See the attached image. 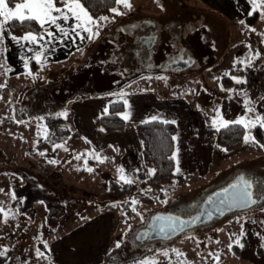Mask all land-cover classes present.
I'll use <instances>...</instances> for the list:
<instances>
[{"label":"rangeland","instance_id":"1","mask_svg":"<svg viewBox=\"0 0 264 264\" xmlns=\"http://www.w3.org/2000/svg\"><path fill=\"white\" fill-rule=\"evenodd\" d=\"M187 1L194 5L197 0ZM236 1L215 0L214 9L204 6L199 11L202 14L197 13L196 21L187 26L191 30L187 29L190 35L186 38V32L174 37L172 30L161 27L150 67L136 64L130 49L140 40L138 29L142 22L151 20L158 26L164 22L162 14L168 10L169 2L160 6L156 0H129L130 9L119 7L123 14L114 15L109 10L95 17L99 20L107 16L108 20L93 29L99 32L89 40L92 43L98 38L94 55L86 63L76 61L67 69L65 63L53 65L59 68L54 71L59 73L54 79L50 73L43 74V68L31 72V76L26 72L10 76L6 63L0 60V209L8 214L6 221L0 214V250L8 249L0 264H167L170 255L163 250L170 247L173 252L184 253L192 264H264V128L245 129L241 125V143L226 150L217 144L218 131L212 126L216 111L233 124L242 118L255 119L260 109L252 104L255 111L247 112V97L237 95L235 89L230 94L221 89L220 78L230 84L229 79L234 81L236 77L229 76L238 72L237 68L213 76L210 71L220 56L228 53L230 43L229 51L235 57L249 52L251 67L264 65V19L260 15L264 0H257L262 6L249 16L247 25L238 20L236 10L234 14L230 12ZM169 21L172 19L165 23ZM234 42L247 43L248 49L241 50L242 45L239 49L237 43L233 47ZM4 51L3 42L0 59ZM140 51L148 49L142 47ZM178 55L191 60L189 68L158 72L161 64L172 63ZM234 84L237 87L238 83ZM217 93L229 97L215 101ZM97 98L106 100L104 103L121 101L120 116L127 112L128 120L160 117L174 123L176 159L171 183L159 189L139 184L141 178L150 176L151 169L142 166L141 142L138 136L135 140L134 134L133 140L96 139L95 147L91 145L86 134L91 133L93 125H88L89 121L82 123V116L97 117L105 109L89 111L83 107H87L85 103L81 108L78 103ZM152 99L157 103H151ZM55 114L65 117V121H53L50 126L51 119L46 117ZM258 132L263 142L256 148ZM246 134L251 137L247 143ZM61 137L66 140L54 142ZM100 144L106 150L100 149ZM123 144L133 160L140 159L141 166L123 172L132 181V188L119 196L111 191L110 183L115 182L117 189L126 184L118 171ZM240 176L253 183L255 204L187 227L188 232L174 241L138 240V231L144 230L154 216L197 219L204 203ZM104 212L107 220L98 219ZM97 227L100 229L94 233ZM201 232L205 234L200 240L195 234ZM206 234L207 239L217 237L215 242L206 244ZM104 241L107 245L102 247ZM157 244L165 248L159 249ZM37 249L44 255L38 256Z\"/></svg>","mask_w":264,"mask_h":264},{"label":"crops","instance_id":"2","mask_svg":"<svg viewBox=\"0 0 264 264\" xmlns=\"http://www.w3.org/2000/svg\"><path fill=\"white\" fill-rule=\"evenodd\" d=\"M157 4L161 6L160 1L156 0ZM59 6V5H58ZM14 7V6H11ZM163 8V7H162ZM161 13V12H160ZM168 16V12H164L162 15L164 16ZM165 16L162 18V20L164 22L160 23L159 26L158 24H156V30H160L161 27H164L165 30H167V28H169L170 30H172V32L175 31H179L180 34L184 35L185 32L186 34L184 35L185 38L188 37V35H190L187 32V29H190L189 27H187V24H179L177 22H170L169 23H165V21L167 19H171L170 16L166 17ZM58 23H61V25L65 28L68 27V25L63 24L62 21H58ZM73 23V21H69V24ZM47 27V26H46ZM49 31H52L54 33V37L55 39H53L50 43H48V37L45 36V40L43 41H39L38 45H31L28 44L26 42L21 41V43L24 45L23 47H21L20 45H18L16 42L12 41L9 37L13 36L10 32H6L5 35V39H4V44H5V51L3 53V58L0 59L2 62L6 63V66L9 69V75H16L22 72H27V71H31L33 73H37L39 70L38 69H45L43 70V74L45 75H49L48 73H50V76L54 79L55 77L59 76V73H55L54 71L59 70V68L53 66L59 63H65L64 69H67L72 63L76 62V63H86V61L89 60L90 55H94L96 48H97V41L95 38L93 40L92 43H89V40H80L78 37L75 36L74 33H70L69 37L65 38L62 35H60L58 32H56L55 28H50L48 29ZM191 30V29H190ZM203 31V30H202ZM184 33V34H183ZM26 33L17 35V38H21L25 35ZM37 35H44V31L42 33H35ZM83 35H87L86 33H82ZM237 42H234V45ZM245 43V42H244ZM231 43L228 45V53L226 55H221L219 60L217 61V63H215V66L210 70L211 74L213 76L214 75H218L221 71L223 70H228L230 68H237V71H233V75L229 76V78L231 77H236L237 79H240L242 81H246L245 83H239L237 84V87H235V80L233 81V79H229L232 80L230 81V84H224L223 81L221 82L220 80L222 79V77L219 80V85L221 86V89H224L225 93L230 94V90L231 89H235V91H237V95H242L243 97H247V99L249 101H251V96L253 97V101L255 103H251L250 106H252V104H257L259 105V113L261 115H264V99H261L262 97H264V65L263 66H255V67H251V65L249 64V60L251 58L249 52L246 54H244L245 51H243L242 53L238 54L237 57H235L236 55L234 53H231L229 51V47H230ZM241 45L243 47H241ZM237 46H239V49L241 47V50H244L243 48L245 47V49H248V45L246 44H240L237 43ZM247 46V47H246ZM31 49V51L29 50ZM40 50L42 51L43 55H42V64H37L35 62V60L33 59L35 51ZM227 51V50H226ZM236 50H233V52H235ZM92 52V54H91ZM28 59L29 63H28V69L26 70L24 67V63L23 60L24 59ZM240 61H243V63H240ZM49 67V68H47ZM240 70V71H239ZM11 71H15L14 73H12ZM54 72V73H52ZM57 72V71H56ZM232 72V70L230 71ZM11 73V74H10ZM52 73V74H51ZM204 76V75H203ZM211 76V78H212ZM226 78H228V76H224ZM199 80V84L203 85V81L201 78L198 79ZM223 83V84H221ZM207 84H205L204 86H206ZM207 91H214V89H205ZM214 100H218V99H222V97H224L225 99H228L229 95L226 96H219L218 93L213 96ZM237 97V96H236ZM106 100L102 99V98H97V99H83L82 101H79L78 103V108L81 106H83V104L85 103L87 105L83 106L84 108H86L87 110L89 109H93V108H98V111H103L106 107H108L109 103L106 102L104 103ZM251 101V102H253ZM151 103H157V101L155 99H152L150 101ZM170 102V101H168ZM123 104V103H122ZM245 105V104H244ZM249 106V105H247ZM72 107H76V106H72ZM91 107V108H90ZM141 107V106H140ZM142 108V107H141ZM74 109V108H71ZM94 110V109H93ZM123 110V108H122ZM90 111V110H89ZM95 111V110H94ZM141 116H143V114L139 113ZM83 120L82 123H85L86 121L88 122V125H90V123H92L93 125V120L96 116H91L89 115V118L87 119L86 116H82ZM156 119L159 120H166L169 121L168 118H158L156 117ZM127 122L135 124V123H141V122H145V120H137V119H130L127 120ZM261 129V128H260ZM94 130L92 128L91 133L90 134H86L87 138L89 139L91 145H93L94 141L96 139H100V140H113L115 141L116 139H132L133 140V134L135 137V140H137V134L134 131V129L130 128V127H125L122 128L120 130H116V131H112L109 134L103 136V137H99L97 135H94ZM262 131L264 132V130L262 129ZM127 134V135H125ZM125 135V136H123ZM99 140V141H100ZM123 140H118L121 141L120 143H122ZM263 140H264V136H263ZM262 137H261V133H260V140L259 144L256 145V148H258L259 146H261L262 142ZM124 148L121 151H119V156H118V160H119V165L121 167V169L124 170V172L130 171L131 169H137L138 166H141V161L142 160V155H141V161L139 160H133L132 159V155L131 153L126 149V144H123ZM94 146V145H93ZM95 147V146H94ZM100 149L102 150H106V146L103 145H99ZM144 166V163H142ZM147 174V172H146ZM144 178V179H143ZM141 178L142 180H145L146 177ZM97 218H102L107 220V216L104 213H102V215H98ZM264 226V225H263ZM106 227V226H105ZM98 229H100L99 227H97V230L94 231V233H96L98 231ZM102 230L104 231V229L102 228ZM263 231V227L261 230V235ZM92 238L93 235H92ZM96 240V239H95ZM97 241V240H96ZM105 244L107 245V242L104 241V244L101 245L102 247L105 246ZM107 247V246H106Z\"/></svg>","mask_w":264,"mask_h":264},{"label":"snow or ice","instance_id":"3","mask_svg":"<svg viewBox=\"0 0 264 264\" xmlns=\"http://www.w3.org/2000/svg\"><path fill=\"white\" fill-rule=\"evenodd\" d=\"M113 2L117 7H110L109 10L114 15L123 14L119 11L120 6H123L126 9L131 8L129 0H113ZM12 3L13 0H0V44H3L4 42V34L6 32H9V28L7 26L13 23H19L21 25L35 23L40 29L44 31V35H37L33 31H28L21 38H17L16 36L9 37L12 41L16 42L18 45L23 47L24 45L21 43V41L31 45H38L39 41L45 40V36L48 37L47 42L50 43L53 39H55L54 33L48 30L50 28H55L56 32H58L65 38L69 37L70 33H74L75 36L78 37L80 40H91L94 36L99 35V32H94L93 29L98 28L100 26V22L108 20L107 16H101L99 17V20L95 19L90 14L89 10L86 8L82 0H16V2L14 3V7H10V4ZM249 3L252 6V10L248 13L249 15L255 13L262 6L260 3L257 2V0H249ZM260 15L261 19H264V12H261ZM70 20L73 21V23L69 24ZM58 21H62L63 24L68 25V27H63L61 23H58ZM241 23L243 24L244 21H241ZM250 31L255 30L250 29ZM82 33H86L87 35H83ZM29 50L31 51V49ZM42 55V51H35L33 59L37 64H42ZM256 56L259 57L260 53H256ZM23 63L25 69L27 70L29 63L28 59L25 58L23 60ZM240 63H243V61H240ZM26 74L29 76L32 75L31 71H27ZM234 80L238 84L246 82L236 78H234ZM261 99H264V97H262ZM251 103L252 102L249 100L245 101L246 105H251ZM125 106L127 107V101H125ZM104 111L105 113H107L108 109L105 108ZM254 111L255 109L253 107H247V112L251 113ZM61 115H66V113H62ZM121 118L127 121L129 119V113L125 112ZM152 119L155 120L156 117H153ZM218 122L219 127H217ZM164 123H170V121H164ZM229 123L230 122L225 121L221 117L219 111H216L215 118L212 120V126L216 129V131H220L221 127L227 128L229 126ZM232 123L243 125L245 129H249L250 127L256 126L264 128V115L257 114L255 116V119H252L250 117L242 118ZM173 139L175 140L176 138L173 137ZM244 139L247 143L251 139V137L246 134ZM55 147L62 146L55 145ZM76 159H80V157L77 156ZM171 159L175 160L176 155L173 154ZM52 163H54V161H52ZM87 170L89 172L92 171L91 168H88ZM118 171L120 172V179L122 181H124L125 183H132L130 179H127L123 175V169H118ZM177 172H179V167H177ZM148 174L150 176L154 175V170H149ZM252 187L253 183L250 180L245 179L243 176L238 177L235 183L229 185L228 188H225L224 191L219 194L225 197V199L221 200V203L227 204L229 207H244L250 204H255L256 200L252 198ZM132 203L135 204L136 201H132ZM0 214L3 215L6 221L8 214L6 212H3V209H0ZM157 219L160 218L157 217ZM180 223L183 224L185 222L181 221ZM160 231L163 232L165 231V229L162 227ZM119 246V243H117V247ZM45 247H47L46 244ZM240 247H243V245L241 244ZM229 248L231 249V245H229ZM7 252V248H3L2 250H0V258H6ZM176 254L177 256L182 255L178 252ZM37 255L43 256L44 253L37 249ZM164 255H167V253H164ZM210 255L213 254L210 253ZM215 259L218 261V254L215 256Z\"/></svg>","mask_w":264,"mask_h":264},{"label":"trees","instance_id":"4","mask_svg":"<svg viewBox=\"0 0 264 264\" xmlns=\"http://www.w3.org/2000/svg\"><path fill=\"white\" fill-rule=\"evenodd\" d=\"M15 2L16 0H13L10 7L14 6ZM82 2L94 18L108 13L110 7L115 5L113 0H82ZM7 27L13 36L27 33L28 31H33L34 33L43 32V30L35 23L24 25L13 23L9 24ZM122 108L123 104L121 101L110 102L107 107V113L104 112L93 120L95 134L102 137L112 131L120 130L125 127L134 129L141 142L143 163L146 167L154 170L155 173L141 181L139 184L141 186H149L151 188L159 189L162 186L171 183L175 167L174 160L171 159L174 154L173 137L176 132L174 123H164L166 120L155 119L132 124L121 118L120 111H122ZM46 118L51 119L50 126L53 125V121H58L60 123H62V120L65 121V117L57 114ZM256 130H258V128H256L255 131ZM242 134L243 128L241 125L235 123L229 124L227 128H220V131H218L216 135V142L224 149L231 150L239 146ZM257 136L258 140H260L259 132ZM64 140H66V138L61 137L54 142L60 143ZM116 185L115 182H111L110 188L112 192H115L119 196L125 195V193H128L132 188L131 183H126L122 189H117ZM262 233L264 235V229Z\"/></svg>","mask_w":264,"mask_h":264},{"label":"flooded vegetation","instance_id":"5","mask_svg":"<svg viewBox=\"0 0 264 264\" xmlns=\"http://www.w3.org/2000/svg\"><path fill=\"white\" fill-rule=\"evenodd\" d=\"M160 4L163 3H168L169 7L168 10L166 12H168V16L171 17L172 22H177L179 24H191L194 23L196 20V14H202L199 11H202L204 8V6L206 8H210V9H214V7L212 6L215 3V0H197L196 3L193 5L192 2H188L187 0H159ZM237 4L232 7L233 11H230L234 14L235 10L237 11V18L239 21H244V25L250 24V21L248 20L249 18V12L252 10V6L249 3V0H237L236 1ZM234 3V2H233ZM198 4H202L203 7H199ZM233 6V5H232ZM163 7V6H162ZM164 9V7H163ZM229 15V14H228ZM168 16H165L168 17ZM200 19V18H199ZM203 22V17H201V22L199 23V25H202ZM160 24V23H159ZM138 36L139 39H145L147 38L148 40H138L137 42V46L135 48H131L130 52H131V58L135 61L136 64L142 66V67H150V62L152 59V54L154 52V46L156 44L157 38H158V30H156V24L153 21H146V22H142L139 26L138 29ZM243 33V32H242ZM180 32L179 31H175L173 32V36L174 37H180ZM151 38H154L155 41L153 44V46L151 48L148 49V51H146L145 53H141L140 49L146 46V43H148L150 41ZM247 44V43H246ZM228 45L227 44V50H228ZM223 56V55H222ZM179 61H191L189 58L184 57L183 55H178L174 58V60L172 61V63H165V64H161L158 70V72H168V70L171 68V64L177 63ZM189 68V67H187ZM186 68V69H187ZM175 71H181L184 69H180V68H173ZM264 208V207H263ZM197 219H194V222L191 226H193L194 224H198L196 223ZM190 226V227H191ZM139 235H138V240H149V241H156L157 239H160L162 237H157V238H151L150 236L152 234H156L157 232L151 229V220L149 222H147V225L145 226L144 230L138 231ZM188 232L187 229H182L181 231L177 232L175 235L173 236H168L162 239L165 240H171L174 241L177 238H181L183 235H185V233ZM205 233L201 232L200 234H195V237L203 238ZM209 236V235H208ZM141 237V238H140ZM212 236L210 239H207V234L205 235V243L206 244H210L211 241L214 243L217 237ZM212 244V243H211ZM158 246H161L160 248L157 246L156 248L159 249H164L165 247L163 245L157 244ZM168 246H173V245H168ZM214 246V245H212ZM153 248V247H152ZM173 247H170L169 250H163L167 253H169L170 255V260L168 261L167 264H192L190 263V261H187V259L184 256V253L180 252V251H172ZM138 250V248H137ZM211 251H215L213 250V248L211 249ZM181 253L182 255L177 256L176 253ZM188 254V253H187ZM189 255V254H188ZM223 264V263H221ZM226 264V262H225ZM228 264V263H227Z\"/></svg>","mask_w":264,"mask_h":264},{"label":"water","instance_id":"6","mask_svg":"<svg viewBox=\"0 0 264 264\" xmlns=\"http://www.w3.org/2000/svg\"><path fill=\"white\" fill-rule=\"evenodd\" d=\"M142 40H148L147 38L141 39ZM155 39L151 38L148 43H146V48L149 49L153 46ZM191 61H179L177 63L171 64V68H180V69H186L187 67H190ZM223 192V191H222ZM216 193L212 198L204 203L200 216L198 217L196 223H201L206 220H210L212 218L216 217H222L224 213L233 211V210H240V209H246L250 207L252 204L244 207L240 206H233L229 207L227 204H222L221 200L225 199L224 196L219 195L220 193ZM159 217L160 219H157ZM183 221L185 223L181 224L180 222ZM194 222V219L184 221L177 217H172L171 215H160V216H154L151 218V229L156 231V234H152L151 238H157V237H168L173 236L177 232L181 231L182 229H185L187 227H190ZM164 228L165 231L161 232L160 229ZM174 229V230H173ZM141 238V237H140Z\"/></svg>","mask_w":264,"mask_h":264}]
</instances>
